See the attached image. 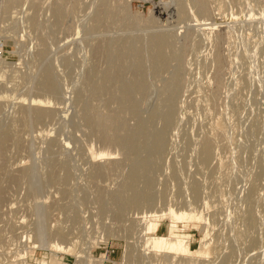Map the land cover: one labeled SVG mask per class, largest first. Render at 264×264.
<instances>
[{"label": "rangeland", "instance_id": "obj_1", "mask_svg": "<svg viewBox=\"0 0 264 264\" xmlns=\"http://www.w3.org/2000/svg\"><path fill=\"white\" fill-rule=\"evenodd\" d=\"M42 262L264 264V0L0 1V264Z\"/></svg>", "mask_w": 264, "mask_h": 264}, {"label": "bare ground", "instance_id": "obj_2", "mask_svg": "<svg viewBox=\"0 0 264 264\" xmlns=\"http://www.w3.org/2000/svg\"><path fill=\"white\" fill-rule=\"evenodd\" d=\"M12 2V1H11ZM40 102V101H39ZM43 103V102H42ZM34 110H35V108H34ZM25 116V115H24ZM30 118V117H29ZM23 119V118H22ZM2 151V150H1ZM99 154V153H98ZM107 155V154H106ZM100 156H103V154H99L98 155V157H100ZM105 156V155H104ZM103 156V157H104ZM108 156V155H107ZM110 156V155H109ZM106 157V156H105ZM134 232V231H133ZM21 257V256H20ZM23 258V257H22ZM22 262V261H21ZM20 264H22V263H20ZM24 264V263H23ZM41 264H44V262H42Z\"/></svg>", "mask_w": 264, "mask_h": 264}, {"label": "built area", "instance_id": "obj_3", "mask_svg": "<svg viewBox=\"0 0 264 264\" xmlns=\"http://www.w3.org/2000/svg\"><path fill=\"white\" fill-rule=\"evenodd\" d=\"M1 1V0H0Z\"/></svg>", "mask_w": 264, "mask_h": 264}]
</instances>
